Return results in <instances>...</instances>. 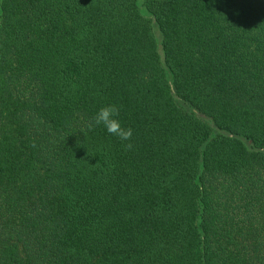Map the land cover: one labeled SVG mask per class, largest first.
Returning a JSON list of instances; mask_svg holds the SVG:
<instances>
[{
  "label": "trees",
  "instance_id": "trees-1",
  "mask_svg": "<svg viewBox=\"0 0 264 264\" xmlns=\"http://www.w3.org/2000/svg\"><path fill=\"white\" fill-rule=\"evenodd\" d=\"M143 5L0 0V264H264V0Z\"/></svg>",
  "mask_w": 264,
  "mask_h": 264
},
{
  "label": "clouds",
  "instance_id": "clouds-1",
  "mask_svg": "<svg viewBox=\"0 0 264 264\" xmlns=\"http://www.w3.org/2000/svg\"><path fill=\"white\" fill-rule=\"evenodd\" d=\"M120 112V106L114 103L101 106L92 117L88 127L94 129L103 126L109 134L117 137L121 142L127 141L128 143H123V147L126 151H130L134 147L131 143L133 129L122 124Z\"/></svg>",
  "mask_w": 264,
  "mask_h": 264
},
{
  "label": "rangeland",
  "instance_id": "rangeland-1",
  "mask_svg": "<svg viewBox=\"0 0 264 264\" xmlns=\"http://www.w3.org/2000/svg\"><path fill=\"white\" fill-rule=\"evenodd\" d=\"M143 1H144V0H137L138 5H139V7H140V9H141V11H142L143 13H145V14H149L148 11H147V9H146V8L144 7V5H143ZM156 33H158V34L160 35L159 31L157 32V30H156ZM159 35L157 36V37H158V40L160 39ZM208 121L211 123V121H210L209 119H208ZM213 131L215 132V128H213Z\"/></svg>",
  "mask_w": 264,
  "mask_h": 264
}]
</instances>
